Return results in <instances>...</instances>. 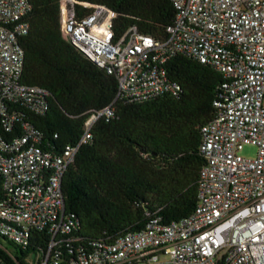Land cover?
I'll return each instance as SVG.
<instances>
[{
  "label": "built area",
  "instance_id": "1",
  "mask_svg": "<svg viewBox=\"0 0 264 264\" xmlns=\"http://www.w3.org/2000/svg\"><path fill=\"white\" fill-rule=\"evenodd\" d=\"M171 1L175 21L167 37L157 38L136 26L118 36L117 13L105 5L48 0L64 41L116 77L115 101L180 96L183 87L167 68L178 55L225 77L215 116L202 127L206 163L195 210L169 224L154 218L142 230L96 241L68 260L58 239L72 234L78 221L67 213L63 176L91 140L96 121L115 115V101L74 117L62 152L44 148V133L23 113L49 109L50 91L22 80L26 54L20 38L30 30L32 5L0 0V239L27 246L34 230H46L51 242L40 264H264V0ZM77 4L91 12L80 17ZM246 145L257 147L255 157L243 155Z\"/></svg>",
  "mask_w": 264,
  "mask_h": 264
},
{
  "label": "trees",
  "instance_id": "2",
  "mask_svg": "<svg viewBox=\"0 0 264 264\" xmlns=\"http://www.w3.org/2000/svg\"><path fill=\"white\" fill-rule=\"evenodd\" d=\"M105 5L117 13L114 29L121 36L132 26L157 38L167 37L176 18L171 0H78ZM29 32L20 38L25 50L22 80L50 91L43 115L23 112L44 133L42 146L62 152L71 141L72 119L87 110H102L118 94V81L105 69L69 46L57 26L48 0H30ZM80 17L91 12L77 4ZM183 87L180 96L164 94L144 102L115 101L113 117L92 127L65 172L62 188L67 213L78 221L72 234L61 235L58 248L66 259L94 242L115 241L159 218L169 224L188 217L198 204L202 127L216 113L214 101L225 77L214 68L178 55L167 64ZM90 116L82 117L83 126ZM0 179V196H3ZM7 241L13 250L4 244ZM51 236L36 229L27 246L0 239V261L40 264ZM36 256V261L32 257Z\"/></svg>",
  "mask_w": 264,
  "mask_h": 264
},
{
  "label": "rangeland",
  "instance_id": "3",
  "mask_svg": "<svg viewBox=\"0 0 264 264\" xmlns=\"http://www.w3.org/2000/svg\"><path fill=\"white\" fill-rule=\"evenodd\" d=\"M243 155L249 156V157H255L257 155V147L253 145H246L244 150L242 151ZM4 244L9 247L11 250H13V246L10 245L7 241H4ZM32 261H36V256L32 257Z\"/></svg>",
  "mask_w": 264,
  "mask_h": 264
},
{
  "label": "bare ground",
  "instance_id": "4",
  "mask_svg": "<svg viewBox=\"0 0 264 264\" xmlns=\"http://www.w3.org/2000/svg\"><path fill=\"white\" fill-rule=\"evenodd\" d=\"M89 118H90V117H89ZM89 118H88V120L86 121L85 126L89 125Z\"/></svg>",
  "mask_w": 264,
  "mask_h": 264
}]
</instances>
